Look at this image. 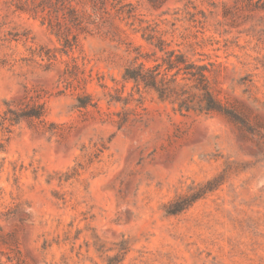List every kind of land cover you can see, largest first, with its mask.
Masks as SVG:
<instances>
[{
	"label": "rangeland",
	"instance_id": "374dc122",
	"mask_svg": "<svg viewBox=\"0 0 264 264\" xmlns=\"http://www.w3.org/2000/svg\"><path fill=\"white\" fill-rule=\"evenodd\" d=\"M0 264H264V0H0Z\"/></svg>",
	"mask_w": 264,
	"mask_h": 264
},
{
	"label": "trees",
	"instance_id": "16d2710c",
	"mask_svg": "<svg viewBox=\"0 0 264 264\" xmlns=\"http://www.w3.org/2000/svg\"><path fill=\"white\" fill-rule=\"evenodd\" d=\"M181 58L179 57V62H181ZM190 76L193 77L194 79L198 80L200 84V88L203 91L202 96H201V101H199L198 105V110L199 111H204V75L202 73V69L198 68L197 72H189ZM123 77L127 80H133L136 85H139L140 83H144L145 86H151L155 88L158 93L159 97L163 98V91L160 89H157L155 85V79L153 76L148 77L145 72L141 69V67L137 68H129L127 67L124 71ZM187 109L191 107H186ZM210 108V107H209Z\"/></svg>",
	"mask_w": 264,
	"mask_h": 264
}]
</instances>
